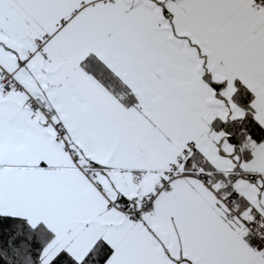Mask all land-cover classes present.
Masks as SVG:
<instances>
[{
	"label": "snow or ice",
	"instance_id": "obj_1",
	"mask_svg": "<svg viewBox=\"0 0 264 264\" xmlns=\"http://www.w3.org/2000/svg\"><path fill=\"white\" fill-rule=\"evenodd\" d=\"M0 264H264V0H0Z\"/></svg>",
	"mask_w": 264,
	"mask_h": 264
}]
</instances>
